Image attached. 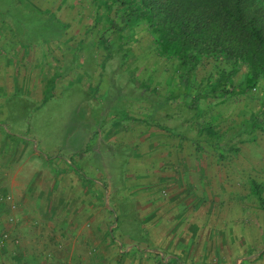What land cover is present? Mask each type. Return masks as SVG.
I'll use <instances>...</instances> for the list:
<instances>
[{"label": "rangeland", "instance_id": "obj_1", "mask_svg": "<svg viewBox=\"0 0 264 264\" xmlns=\"http://www.w3.org/2000/svg\"><path fill=\"white\" fill-rule=\"evenodd\" d=\"M111 7L0 0V167L33 194L7 264H264V75L185 67Z\"/></svg>", "mask_w": 264, "mask_h": 264}, {"label": "trees", "instance_id": "obj_2", "mask_svg": "<svg viewBox=\"0 0 264 264\" xmlns=\"http://www.w3.org/2000/svg\"><path fill=\"white\" fill-rule=\"evenodd\" d=\"M116 4L118 9L110 8L115 17L126 27L144 21L157 35L161 54L185 67L203 58L245 64L249 87L264 75V5L257 0H111Z\"/></svg>", "mask_w": 264, "mask_h": 264}, {"label": "crops", "instance_id": "obj_3", "mask_svg": "<svg viewBox=\"0 0 264 264\" xmlns=\"http://www.w3.org/2000/svg\"><path fill=\"white\" fill-rule=\"evenodd\" d=\"M12 20L14 22L16 21L14 19H12ZM6 22H7V19L0 18V26H2L3 29H4L3 35L0 34V56H4V55L6 56V54H7L6 52H9V47H7V41L5 39V37L8 35V32H7L8 24ZM13 41H14V43H17L16 42V38H14ZM17 45H18V43H17ZM0 68H1V70H0V78L1 79L3 78V80H4V79L7 78L6 75H7L8 70L4 69L2 67H0ZM1 85H2V83H1ZM17 89H19V87L15 88L16 91H17ZM15 93H17V92H15ZM4 98H7V96H4L3 99ZM3 99H1V97H0V105H2L1 104V100H3ZM2 136L5 139L7 137H9L11 139H12V137L14 139L19 137V135L9 134L8 132H4ZM81 137L79 135L78 138L81 139ZM80 139L77 141V143L79 145L81 143ZM2 171H4L5 174H2ZM7 172H8L7 166H3L2 168L0 167V239H1L2 235H7V237H8V233L10 232L11 234L20 233V238H21V240H23V236H22V232L23 231H22V227H20L21 226L20 220L24 216V211H23V209L20 210V208L18 210L17 207L19 205L21 206L23 204V202H26V203L29 202L31 197H33V194L30 197V195L27 196L26 194H23L22 191H21L22 189L21 190L18 189L17 181H19L21 185L24 184V178L21 177V174L24 173L22 168L21 169H15V173L12 174V176H8ZM25 182H26V180H25ZM9 191L17 192V193L20 192L19 196L16 194L15 199H13V200L11 199L10 200L12 204L14 203V205L16 206L15 209H17V210L9 211V209L7 208L8 203H9L8 202L9 201V199H8V192ZM9 217H14L16 222L14 224H8L7 221H8ZM39 231L40 230L38 229L37 232H36V235L33 236L32 242H34V245H36V247L38 246V247H41L42 249H44V244L47 243V241H46L47 237H44V238L40 237V232ZM12 239H14L15 241L16 240L18 241L17 237H15V236ZM28 243H29V241H28ZM21 247H23V246H21ZM7 248L8 247L6 245V248L4 250L0 251V264H7V261H8V259L6 257ZM20 251L17 252V253L20 254ZM15 255H16V252H15ZM20 259H21V263L20 264H24V260L22 259V256H21ZM32 259H34V257H32ZM38 264H39V262H38Z\"/></svg>", "mask_w": 264, "mask_h": 264}]
</instances>
